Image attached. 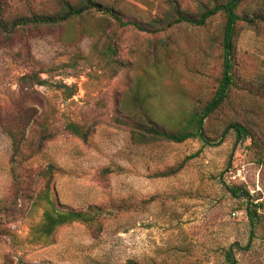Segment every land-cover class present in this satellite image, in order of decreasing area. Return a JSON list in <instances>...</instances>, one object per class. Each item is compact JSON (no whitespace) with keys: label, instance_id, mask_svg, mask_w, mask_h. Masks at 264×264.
Instances as JSON below:
<instances>
[{"label":"rangeland","instance_id":"374dc122","mask_svg":"<svg viewBox=\"0 0 264 264\" xmlns=\"http://www.w3.org/2000/svg\"><path fill=\"white\" fill-rule=\"evenodd\" d=\"M165 1L123 0L120 10L143 23ZM176 1L195 15L222 0ZM31 2L54 8V0ZM10 5L14 15L18 4ZM258 12L264 0L235 11ZM225 26L220 12L202 27L148 34L89 14L0 41V264H264V150L230 129L243 123L264 146V99L244 89L264 86V25L235 23L228 61L239 87L231 105L205 120L208 144H143L113 123L141 105L159 127H182L219 85ZM109 36L114 57L97 53ZM116 60L126 66L118 69ZM40 71L45 87L20 81ZM67 123L88 128V140L66 132ZM18 127L23 141L15 152L6 130L18 134ZM236 187L248 197H234L228 189ZM89 208L90 225L38 233L45 212ZM248 208L256 210L255 225Z\"/></svg>","mask_w":264,"mask_h":264},{"label":"trees","instance_id":"16d2710c","mask_svg":"<svg viewBox=\"0 0 264 264\" xmlns=\"http://www.w3.org/2000/svg\"><path fill=\"white\" fill-rule=\"evenodd\" d=\"M18 6L11 15L10 9L11 0H0V41L8 42L13 36L18 33H27L30 30L41 27H57L62 24L69 23L73 20H79L86 15L96 14L103 18L112 20L119 28H133L139 32L148 34H156L165 32L175 26L187 24L192 27H202L206 22L217 15L224 13L226 16V26L224 31L223 49L224 62L222 77L214 95L206 102L197 104L186 114L183 120V125L175 131H167L159 127L148 115V112L141 105L137 110L131 114L125 115L122 118H114L113 123L128 129L139 143H150L153 141H167L175 144H182L187 140L199 139L205 144H208L209 139L204 132V123L210 115L221 109L223 106L232 104V91L239 86H234V80L231 75L232 64L228 57L231 54V41L234 34L235 23L242 21L248 27H255L257 24L264 25V13L258 12L250 15L239 16L235 13L236 9L247 0H222L215 2L211 7H204L198 14L192 15L179 8L176 0H167L163 7H159L156 12L146 22H138L131 18H125L120 10L123 0H54V8L52 11H47L44 5H33L31 0H14ZM43 7V8H42ZM115 38L112 36L106 37L104 46L97 51L103 56L116 55ZM117 61V60H116ZM118 65V69L123 68L126 64L122 62H114ZM44 72L31 73L24 75L20 81L24 84L30 83L39 87L48 85V80L42 79L39 75ZM57 87V86H56ZM68 90V97L71 98L74 94L73 89L67 86H61ZM253 87V86H252ZM58 88V87H57ZM249 94L264 99V86H257L256 88H244ZM250 112V111H249ZM230 129L233 130L236 137L239 139L248 138L251 141V147L256 148L260 153L264 150L263 144L259 141L255 134L250 132L243 123L238 121L230 124ZM254 128V125H251ZM20 128L18 127V134L15 129L7 128L6 133L11 141L12 146L16 150L23 141ZM65 131L69 134L86 142L90 135V130L74 123H67ZM227 130L223 132L225 135ZM45 135L42 136V139ZM260 162V161H259ZM181 167H179L180 169ZM52 168L49 167V170ZM169 169L162 172L158 177H166L173 175L179 171ZM235 197L240 193L248 194L240 187L235 189H228ZM247 215L251 224L255 225L257 222L256 210L247 209ZM95 209L89 208L87 212L68 211L58 213L55 211L45 212L43 214L42 222L38 233L44 238L50 237L54 231L64 225L74 222H80L90 225L94 222ZM231 255L226 254V258L230 259ZM133 264V263H131Z\"/></svg>","mask_w":264,"mask_h":264}]
</instances>
